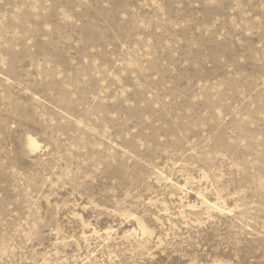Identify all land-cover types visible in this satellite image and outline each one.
Returning <instances> with one entry per match:
<instances>
[{"label": "rangeland", "instance_id": "rangeland-1", "mask_svg": "<svg viewBox=\"0 0 264 264\" xmlns=\"http://www.w3.org/2000/svg\"><path fill=\"white\" fill-rule=\"evenodd\" d=\"M0 264H264V0H0Z\"/></svg>", "mask_w": 264, "mask_h": 264}, {"label": "bare ground", "instance_id": "bare-ground-1", "mask_svg": "<svg viewBox=\"0 0 264 264\" xmlns=\"http://www.w3.org/2000/svg\"><path fill=\"white\" fill-rule=\"evenodd\" d=\"M29 141H30V145H31L32 149L33 150L36 149V147H37L36 141L34 139H32V138H30Z\"/></svg>", "mask_w": 264, "mask_h": 264}]
</instances>
